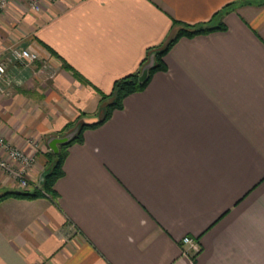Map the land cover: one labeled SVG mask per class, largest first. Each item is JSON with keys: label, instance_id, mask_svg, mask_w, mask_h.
Here are the masks:
<instances>
[{"label": "crops", "instance_id": "1", "mask_svg": "<svg viewBox=\"0 0 264 264\" xmlns=\"http://www.w3.org/2000/svg\"><path fill=\"white\" fill-rule=\"evenodd\" d=\"M28 3L0 15V60L14 43L41 57L36 75L0 91V134L36 155L32 179L60 138L101 119L113 100L102 94L151 48L184 24L225 28L180 38L166 71L85 130L55 195L0 201V264H264V0ZM3 178L0 196L22 191ZM187 235L201 244L195 259Z\"/></svg>", "mask_w": 264, "mask_h": 264}, {"label": "trees", "instance_id": "2", "mask_svg": "<svg viewBox=\"0 0 264 264\" xmlns=\"http://www.w3.org/2000/svg\"><path fill=\"white\" fill-rule=\"evenodd\" d=\"M181 24L178 20L175 21ZM224 29V26L211 27L205 24L200 25H190L184 24L180 26L176 33H174L171 38L162 46L153 47L149 50L147 57L143 60L141 64V68L131 74H128L120 79H117L114 82V88L111 95L102 94V100H105L109 96H113V100L109 102L104 110H102V117L96 122L86 123L80 122L78 125L77 133L72 137L71 140L64 142L60 146V150L58 152L50 153L48 155L49 158V167L48 171L45 173L44 182H43V190H35L32 192L28 191H11L6 192L5 194L0 196V201L9 195L14 196H28V197H37L41 195H45V192L55 195V191L53 189L54 183L56 180L61 177L64 173L63 171V163L68 154L69 146L75 142H83L84 140V132L87 129H94L102 124H104L113 114L116 109H121L124 107V100L127 96L132 93L143 91L146 89L148 84L150 83L153 75L159 71H166L168 66L165 62V55L169 52V50L173 47V45L182 37H194L198 34H206L210 33L216 29ZM155 53V64L149 70V76L145 81H140L139 76L142 73L144 66L150 61V56L152 53ZM67 69L71 70L78 78L83 79V76L78 73L70 64L65 63ZM45 191V192H44Z\"/></svg>", "mask_w": 264, "mask_h": 264}, {"label": "built area", "instance_id": "3", "mask_svg": "<svg viewBox=\"0 0 264 264\" xmlns=\"http://www.w3.org/2000/svg\"><path fill=\"white\" fill-rule=\"evenodd\" d=\"M10 2L11 0H0V15L7 10ZM42 2L43 0H30V6L32 9L40 11L42 9ZM9 55H11L22 68L31 69L33 73H37L32 67L35 62L41 59L37 51L14 45L9 48ZM9 64L8 59L0 60V91L4 93L19 82L18 78H20L19 75L21 74H10L8 72ZM48 67L49 66H47V69H49ZM49 72L54 74L55 69L50 67ZM0 147L8 154V158L0 157V171H2V173L16 182L22 191L32 192L35 190H43L41 177H39V179H32L29 177V171L36 162V155L30 154L12 145L1 134ZM16 162L20 164L17 165ZM2 173H0V185L3 183L4 179ZM182 242L185 245V254L193 259L197 258L201 252L199 240L193 236L187 235L183 238Z\"/></svg>", "mask_w": 264, "mask_h": 264}, {"label": "water", "instance_id": "4", "mask_svg": "<svg viewBox=\"0 0 264 264\" xmlns=\"http://www.w3.org/2000/svg\"><path fill=\"white\" fill-rule=\"evenodd\" d=\"M155 64V53L153 52L150 56V61L144 66L142 73L139 76L140 81H145L149 76L150 68ZM78 127H76L73 131L65 135L64 137L60 138L59 140L64 143L72 139V137L77 133ZM57 151V149H56ZM45 175L41 176L42 182H44Z\"/></svg>", "mask_w": 264, "mask_h": 264}, {"label": "rangeland", "instance_id": "5", "mask_svg": "<svg viewBox=\"0 0 264 264\" xmlns=\"http://www.w3.org/2000/svg\"><path fill=\"white\" fill-rule=\"evenodd\" d=\"M27 6L30 8V6H29V3L27 4ZM14 45H16V46H19L17 43L15 44H13V45H10V46H8V50H6V49H4V50H6L7 52V54H6V59H8V61H9V63H14V64H18V63H16V61L11 57V55H9V48L11 47V46H14ZM20 47V46H19ZM33 66H34V64H33ZM32 66V67H33ZM23 70H26V69H24V68H21V74L20 75H22V73H23ZM29 70H31V69H29ZM32 71V70H31ZM32 73H33V71H32ZM34 75H36L35 73H34ZM21 77V76H20ZM18 79H20V78H18ZM17 84H19V82L17 83ZM30 177V176H29ZM31 178V177H30ZM48 193V192H47ZM49 194V193H48Z\"/></svg>", "mask_w": 264, "mask_h": 264}]
</instances>
